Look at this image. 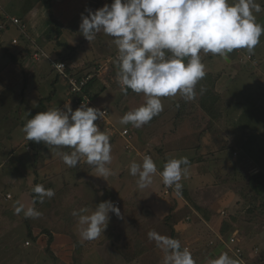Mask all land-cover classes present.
I'll use <instances>...</instances> for the list:
<instances>
[{
  "label": "rangeland",
  "instance_id": "obj_1",
  "mask_svg": "<svg viewBox=\"0 0 264 264\" xmlns=\"http://www.w3.org/2000/svg\"><path fill=\"white\" fill-rule=\"evenodd\" d=\"M256 2L264 9V0H256ZM111 3L112 0H50L47 5L42 0H3L2 5L8 15L20 20L21 24L24 25L26 36L49 58L55 61H62L63 58H67L65 63L72 73L83 74L89 69H87V65L90 64L101 63L109 58H112L111 63L114 64L113 59L117 55V49L111 43V37L100 33L95 40L88 42L79 30L81 14L87 15L85 9H91L94 12L105 4L110 5ZM254 14L257 21L264 24V11ZM58 30L60 36L57 33ZM12 39H17L18 45H11ZM25 41L27 40L24 35L9 21L6 30L0 31V122L2 126H8L10 123L16 126L13 129L15 135L9 140V144L4 143V141L0 142V163H3L0 168V179L4 173L12 176V182L6 184V189L13 194V201L17 200L31 206L32 194L24 189L20 191L15 186L14 181V174L18 172L17 181L19 184L23 183L25 178L29 181L30 176L32 177L29 159L33 157L34 147L28 145V140L21 131L23 127L20 124L27 122L30 116L28 114H31L32 111H36L37 114L40 111L55 107L63 109L64 105L69 103L73 111L75 109L70 100L66 80L57 75L47 60L34 62L31 58L32 46L28 41V45L25 46ZM259 44L264 46V35L261 36ZM235 52L231 53V63L225 62L219 56L201 53V59L206 64V73L218 77L216 91L222 96L220 101L221 112L222 114L225 113V117L219 122L220 126L211 127L208 124V119L200 116L192 119L190 117L192 113L196 115L202 112L193 107V100V102H186L179 96L163 99L162 118L148 129V133L144 131L145 126L137 129L130 124L121 125L119 123L120 118L126 112L144 104L145 98L142 94H135L131 90L127 95H124L118 83L107 87L98 96L97 104L104 106L108 111V121L113 128L118 131L128 128L130 132L132 131L129 146L131 145L133 150L125 149L127 143L124 139L118 136L110 138L113 160L109 167L112 169L113 175L106 180L97 177L94 167L84 163L83 158L76 167H67L61 156L58 155V149L53 146H45L42 142L43 146L37 151L40 154V159L36 163L34 158L32 159L33 163L37 164L33 170L35 172L38 170L42 179L43 173L40 169L44 163H47L46 168L50 175L59 171L52 184H59L62 180L65 183H71L69 187L65 186L55 194L76 195L78 193L83 198V201H79L76 196L71 198L73 206L64 215L59 214L63 213L62 210L54 212L56 220H52L57 221V223L59 221V225L64 226L68 223L67 220L74 210L79 211L84 207L95 208L99 203L111 200L117 205L122 204L119 209L121 212H125V217L117 221L115 214L110 213L107 228L124 225L126 235L128 233L127 227L143 225L148 227L150 221L147 219L153 220V218L147 210H152L154 207L153 213L155 215H167L166 218L170 215V225L164 227L163 222L167 221L166 218L163 219V222L159 221V223L162 222L165 232V234L160 233L161 235L180 240L184 247L189 245L188 248L191 251L194 249L192 251L193 257L198 254L199 260L211 254L213 257L218 256L225 251V248L219 246L210 248L208 242L215 240L209 228L213 232H217V230L220 232V226L218 229L215 223L205 224L202 219L199 220L200 218L191 208V204H195L212 211V216L217 221L219 219L221 222L222 220L229 221V226L223 233L224 238L228 240L229 237H234L240 244V239H242L245 242V247L256 248L258 262L264 264V215H258L256 219L253 217L255 222L252 221V224H248L245 213H243L245 201L239 197L243 191L245 192L249 175L253 172L264 174V88L260 86L259 77L254 76L250 68V66L255 67L256 63H259L258 59L263 58L261 56H264V53L259 50L257 45L254 52L251 53L255 59L254 62L242 63L239 61V57L248 52L240 50L238 51L239 55ZM114 65L112 76L116 77L118 67L116 64ZM258 66L264 68V63L260 62ZM200 93L198 90L197 95ZM50 95L51 98H49ZM173 100L176 102L173 103ZM181 100L183 103H178ZM176 103L179 105L175 106ZM3 116L9 119L6 124V120L2 119ZM202 124L205 127H202ZM221 127L222 130L219 129ZM155 129L162 132L160 139L164 140L162 145L166 147L165 151L161 153L157 152L153 146L141 143L143 141L150 143L153 136L150 137L149 132H153ZM198 129L202 130L198 131ZM196 134L197 138L194 142H200V146L189 147ZM244 143L245 146L241 147ZM214 144L216 146L212 150L211 147ZM133 151L139 155H135ZM218 151L220 152L217 154L222 158V166L212 168L211 159L216 156ZM235 153H237L236 156ZM146 154L150 155L154 162L156 161L159 170H162L168 159L186 156L189 161H193L187 176L191 172L202 173L204 178L201 180L207 185L201 187L199 179L195 180L194 177L192 180L187 176L183 178L181 197L186 204L181 203L180 196L172 191L170 195H163L166 186L158 174L153 177L151 185L145 189H139L136 183L137 178L129 174V165L132 161L142 163ZM218 164L214 163L216 166ZM64 181L60 184L61 187L64 185ZM83 190L85 194L81 195L80 191ZM185 191L187 195H185ZM136 195L138 197L137 202L135 201ZM221 195L225 197L218 200ZM221 212L225 214L222 215ZM41 217L43 216L28 218L29 224L39 229L50 227V225L43 223ZM186 217L190 221H186ZM232 217L236 218L235 223H231ZM160 218L162 219V217ZM26 219L23 215L21 222L25 224ZM77 221H74L72 226ZM158 226L160 224L156 225V227ZM75 231L78 232L77 226ZM69 236L71 237V250H69L67 257L73 264L75 246L79 245L80 247L79 252H77L78 255L84 251L83 245L74 238L71 231ZM193 237L198 239L196 244ZM18 238L20 243L15 245L13 251L8 250L7 253L1 254V264H53L54 260L49 249L36 251L39 240L33 239L25 230L19 234ZM23 240H27L30 246L24 247ZM137 242H140L138 238L135 243ZM147 246L148 251L154 247L153 255H155L154 258L147 259L145 264H161L163 252L156 244L154 246L148 244ZM88 251L89 249L86 251V257H84L85 262L100 264L101 260L95 259V254L87 259ZM125 258H127L126 254ZM128 262L131 264L133 259L130 258ZM81 264H83V258Z\"/></svg>",
  "mask_w": 264,
  "mask_h": 264
},
{
  "label": "clouds",
  "instance_id": "obj_2",
  "mask_svg": "<svg viewBox=\"0 0 264 264\" xmlns=\"http://www.w3.org/2000/svg\"><path fill=\"white\" fill-rule=\"evenodd\" d=\"M81 14L80 33L93 41L103 33L111 37L116 46L114 63L118 67L117 83L121 92L129 90L142 94L145 103L126 112L119 120L121 125L137 129L149 124L163 110L164 98L179 96L192 101L197 96V85L206 76V64L201 53L219 56L225 62L236 50L253 53L264 35V24L254 13L264 11L256 0H112L95 10L85 9ZM49 58V57H48ZM64 69L62 63L51 65ZM203 88L200 89L201 94ZM30 115V114H28ZM104 111L81 104L75 111L70 103L64 108L40 111L28 119L21 131L25 138L58 149L63 163L74 168L83 158L94 167L97 177L106 180L113 175L111 165L112 144L110 135L101 131L95 123L102 120ZM190 161L186 156L170 158L159 170L150 155H144L142 163L132 161L129 174L137 178V187L145 189L159 175L165 186L182 195V179L188 174ZM31 206L17 201L15 213L23 212L25 218H39L37 202L54 197L51 188L36 184ZM110 213L122 219L115 202L108 200L95 208L74 210L78 218L77 231L82 240L92 241L103 235L110 221ZM148 238L163 252L162 264H196L188 247L181 241L156 231ZM205 264H242L221 252L209 257Z\"/></svg>",
  "mask_w": 264,
  "mask_h": 264
},
{
  "label": "crops",
  "instance_id": "obj_3",
  "mask_svg": "<svg viewBox=\"0 0 264 264\" xmlns=\"http://www.w3.org/2000/svg\"><path fill=\"white\" fill-rule=\"evenodd\" d=\"M27 44V41H25V46ZM28 45V44H27ZM259 50L262 51V53H264V46L258 44ZM240 50H236L235 54L239 55ZM249 54V53H248ZM252 55V54H251ZM231 56V54H230ZM229 56V61L228 63H231V58ZM263 58L258 59L259 63H256L255 67L250 66L251 70L253 71L254 76H258L260 81H261V73L264 71V68H260V66H258L261 63H264V56H261ZM237 58V57H236ZM69 68V67H68ZM70 69V68H69ZM252 74V75H253ZM218 82V80H217ZM217 85V83H216ZM261 86V83H260ZM262 87V86H261ZM264 88V87H262ZM176 100H173V103H175ZM192 102V101H190ZM194 109V108H193ZM195 112V110H194ZM225 113H223V117H225L224 115ZM198 116H200L201 118H204L201 113L196 114L195 113L191 114L190 117L193 119L198 118ZM162 118V116H161ZM2 119L6 120L5 124L8 122V117L3 116ZM205 121V120H204ZM18 122V121H17ZM202 123V122H201ZM18 124V123H17ZM24 122H22L20 125L23 127ZM202 124V127H205V125ZM158 126V125H157ZM16 126L12 123H10L8 126L4 125L2 126L1 122H0V142L4 141V143L9 144V140L12 139V136L15 135V131L13 130ZM128 129V128H127ZM222 130V127L219 128ZM202 129H198V131H201ZM220 131V130H217ZM154 132V134H153ZM150 131V137H152V139L150 140V143L143 141L141 143H145L146 145H151L154 147V149L157 150V152L161 153L162 151H165V148L162 143L164 142V140L162 141L160 139V136L162 134L161 131H159V129H155L154 131ZM132 133V131H131ZM156 135V136H155ZM197 138V134L195 135V138L193 139V142H191V144H189V147L195 148L200 146V142L196 143L194 142V140ZM216 139L218 138L215 137ZM226 140H228V138H226ZM179 146V145H177ZM216 144L212 145V150L215 149ZM245 146V145H244ZM241 146V147H244ZM26 147V146H25ZM26 150L28 151L27 147ZM137 151V150H136ZM134 152V151H133ZM138 152V151H137ZM137 152H134L135 155H139ZM220 151L216 152V156L212 157V168H219V166L221 164L222 158L221 156H219ZM237 153H235L236 156ZM33 157H31L29 159V167H30V173L32 175V177L30 176L29 181L25 178L23 180V183L19 184L18 183V176H19V172L16 174H14V181H15V186H17L18 189H24L25 191H29V194H32V189H33V184L35 183L34 181L37 180V184H43L45 187L47 186V188H50L54 190V192H58L59 189H62L65 186H70L71 183H65L64 180V185L61 187L60 184H52V182H54L56 180V175L59 174V171L53 174H49L48 169L46 168L47 163H44V166L40 169L43 173L42 175V179L39 176L38 170L37 172H35L33 170L34 167V163H33ZM85 163V161H83ZM156 162V161H155ZM219 163L217 166L214 165V163ZM3 163H0V168L2 167ZM192 166V164L190 165ZM93 168V167H92ZM92 171V170H91ZM46 172V173H45ZM210 172V171H208ZM207 173V172H206ZM22 175V173H20ZM264 175V174H263ZM37 176V177H36ZM159 176V175H158ZM187 177H189L191 180L194 177L195 180L200 181L201 183V187L207 185L205 184V182H203L201 179L204 178L202 173H195V172H191V174H189ZM37 178V179H35ZM159 178L162 180V178L159 176ZM11 183L12 182V176H9L8 173H4V175L1 176L0 179V259L2 258L1 254H5L8 252V250L13 251L15 245H17L18 243H20V239L19 234L21 232H23L25 230V232L28 233L26 225L24 223L21 222V219L23 217V212H21L20 214H16L15 213V208L14 206L16 205L17 200L13 201V194L10 193L7 189H6V184L7 183ZM214 183V182H213ZM67 184V185H66ZM217 184V183H214ZM81 195L85 194V191L83 190L82 192L80 191ZM7 195H9L10 197L7 198ZM185 195H187V192L185 191ZM225 196L221 195V198L218 200H222ZM76 198H78L79 201H83V198L80 197V195L78 193H76ZM180 202L181 203H185L184 199L180 196L179 197ZM138 197L136 195L135 197V201L137 202ZM79 203V202H78ZM117 205V203H115ZM121 203L118 204V207H121ZM25 206L27 207L28 204H25ZM162 207V206H161ZM200 207V206H199ZM194 212L197 214V217H199L202 222L205 224L208 223H215V226L218 227L221 224V220L219 219L218 221L215 219V217H213V212L210 211L208 208H203L207 213H210V219L207 221H205V219L201 218L200 215L195 211V209L193 207H191ZM153 209L152 210L148 209L147 212L151 215L152 219H147V221H150L148 227L147 226H137V227H130L128 229V233L125 235V231H126V227L124 228V225H116L110 229L106 228L105 232L103 233V235L96 239V240H92V241H86V240H82L78 234V232L75 231V228L77 226V222L71 227V232L74 235V238L83 245V251L84 253H82V258H83V264H91V263H86L85 262V258L86 257V251L89 249L88 253H87V259L93 257V254H95L96 258L95 259H99L101 260L100 264H130L128 261L129 259H133V262L131 264H145V261L147 259H151L154 258V247H152L150 250L148 251V244H153V246L155 245L154 241L149 240L148 238V233L150 231H156L159 234H165L164 232V227L170 225V220L169 217L170 215H161V216H157L153 213ZM173 211V208H172ZM64 215V211L63 213H59ZM122 217H125V212H121ZM162 217V219L160 218ZM122 218V219H123ZM166 218L167 221L163 222V219ZM121 220L120 218H117V221ZM156 220V221H154ZM151 221H153V223H151ZM159 221H162L164 223V227H162V222L159 223ZM62 223V222H61ZM60 224V222L58 221V225ZM64 224V223H62ZM121 224V222H120ZM160 224V226L156 227V225ZM218 232V230H217ZM40 231L37 228H34L32 231V235L33 237H36V240H39V246L36 247V251H40L44 250L45 248L48 247V249L50 250V254L51 257L53 258V264H71V260L67 257V254H69V250H71V237L67 234H63L61 232H59L58 230H51V234H52V240L50 241V244L47 245L48 243V239L45 235L39 234ZM136 238V239H135ZM137 238L140 240V242H136ZM195 238V237H193ZM27 240H23V246L24 247H29L30 243L28 246L25 245V242ZM194 243L196 244V242L198 241V239L195 238V240H193ZM240 242L238 241L239 245L242 247L243 249V253H244V257L247 261V264H260L261 262H258V253L256 248L252 249V247H245V242L242 241V239H240ZM194 244V245H195ZM218 243L216 242L214 246H212V248L214 247H221L224 249V247H222L221 245H217ZM187 245V243H186ZM189 246V245H188ZM121 247V248H120ZM191 247V246H190ZM193 249V248H192ZM246 249V250H245ZM194 250V249H193ZM192 250V251H193ZM255 250V251H254ZM191 251V252H192ZM226 251V248H225ZM2 252V253H1ZM90 252V253H89ZM227 252V251H226ZM125 254L127 255V258H125ZM15 255V253H14ZM12 254V257L14 256ZM16 256V255H15ZM198 254H195V260L196 262H198L197 264H205L206 259L209 257H213V254L209 255L208 257H204L203 259L198 258ZM229 256H231L229 254ZM129 258V259H128ZM127 259V260H125ZM201 261V262H200ZM1 264V263H0ZM92 264H94L92 262ZM99 264V263H97ZM162 264V263H161Z\"/></svg>",
  "mask_w": 264,
  "mask_h": 264
},
{
  "label": "trees",
  "instance_id": "obj_4",
  "mask_svg": "<svg viewBox=\"0 0 264 264\" xmlns=\"http://www.w3.org/2000/svg\"><path fill=\"white\" fill-rule=\"evenodd\" d=\"M45 4L48 5L50 0H42ZM58 35L60 36V31H57ZM67 58H63L62 61L66 62ZM97 64V63H96ZM96 64H90L87 65V71H85L83 74H73L71 69L66 68V72L71 75V76H77V77H84L86 74H90L94 72V67ZM115 64V63H114ZM112 63L111 65V70L107 72L103 77L99 78L97 76H94L91 80H89L84 88V93L87 94L93 101H97V98L100 94H102L107 87L112 86L113 84H116L115 82L108 83L106 84L105 81L107 82L108 79L112 76V73L114 71V65ZM114 65V66H113ZM90 66V67H89ZM59 76V75H58ZM218 77L216 75H212L211 73H207L205 78L199 82L197 85V92L198 90L200 91L201 88H203V93L200 95H197L198 99L196 98L193 100L194 103L192 104L194 108H198L200 110L201 115L208 119V124L211 127L214 126H220V120L223 118V114L221 112L222 107L220 105V101L222 100V96L216 91V83H217ZM70 100L72 102V105L74 107V97L69 94ZM51 98V95L50 97ZM48 98V99H49ZM192 101V102H193ZM178 103H183L182 100L179 101ZM178 103L175 104V106L179 105ZM178 108V107H177ZM75 109V107H74ZM76 110V109H75ZM36 114V111H32L28 119H31L32 116ZM162 113L155 117L149 124L145 125L144 131L148 133V129L152 126L158 123V120L161 119ZM214 121V122H213ZM25 124V123H24ZM126 129V128H124ZM129 130V129H128ZM130 131V130H129ZM131 134V132H130ZM28 145L34 147V154L33 158L36 163L38 159H40V154L37 152L43 146L42 142L41 143H36L34 141L28 140ZM27 145V146H28ZM242 144V146H244ZM47 146V145H45ZM29 148V147H28ZM36 151V152H35ZM193 163V161L190 160V165ZM37 167V164H34V168ZM37 180L35 181V185L37 184ZM33 192L31 195V199L33 201ZM76 195H57L55 194L54 197L50 199H45L43 203L37 202L35 204L36 210L42 213V221L44 224L50 225V227H45L42 229H39L38 227H35L31 224H29L28 218L25 221L26 228L28 231V234L33 238L36 239V237L32 235V231L34 228L39 229L40 233L42 235H45L48 239V244H50V241L52 240V234L51 230H58L59 232L63 234L70 235L71 227L74 221L78 220L77 217H74L71 215L68 218V223H66L64 226L58 225L57 221H54L52 219H55L54 212H59L62 210L64 213L69 210L71 206H73V203L71 198L75 197ZM242 199L245 201V206L243 207V213H245L246 217V222L248 224H252L255 222L256 216L258 215H264V175L262 173H256L253 172V174L249 175L247 178V183H246V189L245 192L243 191L241 195H239ZM64 205H66L64 207ZM191 206L195 209V211L201 216V218H204L205 220L210 219V213H207L203 208L191 204ZM78 211V210H77ZM255 217V219H253ZM238 218V217H237ZM56 220V219H55ZM231 223H235L236 218L232 217L231 218ZM253 221V222H252ZM228 222V223H227ZM225 226V227H224ZM229 226V221L222 220L221 225H220V234L223 235L225 232V229ZM212 248L211 246H208ZM48 250V247H47ZM80 247L79 245L75 246L73 250V264H81L82 260V254H77L79 252ZM195 258V255H194ZM196 259V258H195Z\"/></svg>",
  "mask_w": 264,
  "mask_h": 264
},
{
  "label": "built area",
  "instance_id": "obj_5",
  "mask_svg": "<svg viewBox=\"0 0 264 264\" xmlns=\"http://www.w3.org/2000/svg\"><path fill=\"white\" fill-rule=\"evenodd\" d=\"M3 0H0V31H5L7 22L9 21L11 25L16 26L18 31L24 35L28 43L32 46V53H31V58L34 62H40L41 60H47L50 62L51 65L55 63H62L64 65L63 70H56L55 68L54 71H56L57 75L62 77L63 79L66 80L67 86H68V92L74 97V107L77 109L80 107V105L83 104H88L89 107H94V108H99L101 111L105 112V115L102 120L98 119L95 123L99 126L101 131H106L110 135V138H114L116 136L124 139V141L127 143L125 149L126 150H133L131 145L129 146V140L131 139V134L128 129H122V130H117L113 128L112 124L108 121V111L104 108V106L97 104V101H93L87 94L84 93V88L89 80H91L94 76H97L99 78L103 77L109 70H111V65H112V58H109L105 60L104 62L97 63L96 66L94 67V72L90 74H86L84 77H77V76H71L66 72L67 65L64 61H55L52 60L51 58H48L49 56L46 55L39 47L36 46V44L32 43V41L26 36L25 31H24V25L21 24L20 20L11 17L8 15L2 5ZM11 45L16 46L18 45V40L17 39H12L11 40ZM240 54V53H239ZM115 60V58L113 59ZM254 57L251 54L245 53L241 54L239 57V61L242 63L246 62H254ZM115 82L117 83L116 77L111 76L108 81L105 83H112ZM261 86L264 87V71L261 73ZM148 155V154H146ZM235 155V154H234ZM174 192L172 188H169L166 186V188L163 190V195H170V193ZM175 193V192H174ZM10 196L7 195V198ZM222 215H224V212H221ZM186 221H190L188 217H186ZM209 230L213 233L215 240H210L208 242V246H214L215 243L217 242L218 244L222 245L224 248H226V251L228 254H230L232 257L239 259L242 264H247V261L244 257L243 249L239 245L238 241L234 237H229L228 240L224 238L220 232H213L211 228ZM25 245L28 246L29 242L26 241ZM188 247V246H185Z\"/></svg>",
  "mask_w": 264,
  "mask_h": 264
}]
</instances>
